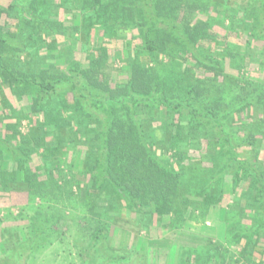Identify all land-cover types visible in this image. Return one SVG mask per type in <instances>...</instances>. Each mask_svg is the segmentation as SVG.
<instances>
[{"label": "trees", "instance_id": "obj_1", "mask_svg": "<svg viewBox=\"0 0 264 264\" xmlns=\"http://www.w3.org/2000/svg\"><path fill=\"white\" fill-rule=\"evenodd\" d=\"M106 39L123 43L114 52ZM88 48L94 54L83 61ZM257 66L264 70V0L0 4V187L19 182L2 170L12 162L35 197L66 203L87 192L90 202L98 194L92 216L126 210L140 231L180 236L237 195L245 203L221 218L228 246L184 233L191 243L173 240L166 264H264V79L248 74ZM56 214L38 222L39 236L32 224L21 260L12 251L0 264H24L42 248L48 223L64 219ZM89 222L83 263L102 242L105 257L128 259L106 244L101 220Z\"/></svg>", "mask_w": 264, "mask_h": 264}, {"label": "rangeland", "instance_id": "obj_2", "mask_svg": "<svg viewBox=\"0 0 264 264\" xmlns=\"http://www.w3.org/2000/svg\"><path fill=\"white\" fill-rule=\"evenodd\" d=\"M10 1L11 0H0V4L8 5ZM64 13H61V20H64L66 23H71L73 20V23L76 24V20L74 21L71 15L67 14L66 16ZM230 36L231 38L236 37L234 34ZM66 39L62 36L58 37L60 43L63 41L65 42ZM106 40L111 50L114 52L120 49L123 43L122 40ZM91 45H96L95 41L91 42ZM93 54V48H88L86 52L80 54V57L83 61H86V59L90 58ZM113 63L112 69L117 70L115 74H123L124 64L120 61H113ZM254 65L257 64L255 63ZM112 69L110 68L109 71L114 74ZM248 74H251L259 80L264 79V70L261 71L258 66L250 73L248 71ZM30 128L31 124L29 121H22L20 130L24 134H27ZM79 147L81 152L83 148L81 146ZM67 154L69 160L75 158L72 150H69ZM32 166L36 167L35 161H33ZM2 170H7V175L9 177H11L9 172H16L19 182H9L8 189L0 187V260L6 258L12 251H16V255L19 256L21 260V253L26 249V246L20 247L19 244L26 245L25 241L29 240L33 232V229H31L33 226L32 224L34 223L38 227L36 232L39 236V233L42 232L43 226L45 225L38 222H43L47 216L56 218V216H58L56 213L59 210H63L64 212V215H62L64 218L62 223L56 221L48 223L50 238L45 241L46 243L43 244L42 248L34 250L30 255L28 253V255H26L27 260L24 264H82L83 262L79 258L80 250L84 245L87 243L90 244L91 242L90 237H85L88 231L84 229L91 224L89 220L94 219H97L98 222L101 220V223H103L106 228L105 231L108 234V236H106V244L108 243L115 249L117 254H126L128 259L123 262H113L112 256L107 255V257H105L100 249L104 246V242H102V244L99 243L98 246L101 252L97 253V250L91 249V254L83 264H91L93 260L96 262L95 264H166L169 262V255L165 256L164 253L167 252L168 248L172 247L173 240L176 239V243H179L178 239L180 238L181 242L186 245L191 243V238L184 233L197 234L205 238L210 237L228 246L225 238L221 237L225 232L221 223V218L225 216L228 210H239V206L245 203L244 200L241 203L236 201L238 199L236 198L237 195H235L233 199H230V196L226 195L223 201L225 208L219 210L213 209L212 214H210L211 219H208L205 224H197L188 221L182 231V233H184L181 234V236L180 233L173 235V232L169 230L164 231L163 229H161V231L152 230L151 233H149L145 230L140 231L136 215L128 213L126 210H122V214L117 216L112 215L113 220L108 216L109 214H103L100 217L97 215L92 216L94 215L91 213L93 209L94 212H99L100 199L98 194L96 198L94 200L91 199L90 202L87 197V192L86 195L85 192H83L84 200L81 201L72 198L71 201L66 203L61 201L57 203L48 202L47 200H42L29 193L27 183L23 181V171L19 170L17 166L12 165V162H5ZM4 180H6V178L3 177L0 172V186L3 185ZM54 212L56 215H53ZM229 219L233 221L236 220L237 217H229ZM170 222L171 221L168 219L165 223L168 225ZM91 230L92 229H90L89 232H91ZM84 231L86 232L84 233ZM105 231L104 234H106ZM20 248L23 251L18 250ZM232 253L235 255L239 254L237 250L232 251ZM19 258L13 261L18 264L20 261Z\"/></svg>", "mask_w": 264, "mask_h": 264}]
</instances>
